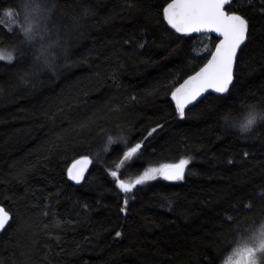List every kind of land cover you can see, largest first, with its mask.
Returning a JSON list of instances; mask_svg holds the SVG:
<instances>
[{"label": "trees", "instance_id": "1", "mask_svg": "<svg viewBox=\"0 0 264 264\" xmlns=\"http://www.w3.org/2000/svg\"><path fill=\"white\" fill-rule=\"evenodd\" d=\"M25 2L0 0V53L14 57L0 59V204L12 214L0 264H222L264 224V122L246 136L225 123L264 109V3L227 7L250 23L233 86L181 119L171 93L218 39L178 40L162 18L170 0H36L47 33L31 43L3 15ZM49 45L51 67L37 59ZM85 156L89 172L75 184L68 169ZM182 158L183 180L157 177L130 193L109 175L129 183Z\"/></svg>", "mask_w": 264, "mask_h": 264}, {"label": "snow or ice", "instance_id": "2", "mask_svg": "<svg viewBox=\"0 0 264 264\" xmlns=\"http://www.w3.org/2000/svg\"><path fill=\"white\" fill-rule=\"evenodd\" d=\"M261 2L264 3V0H261ZM226 7H231V0H170L161 10L162 18L170 26V30H174L175 34H180L177 37L178 40L186 37L191 38L193 33L215 32L219 34L217 37L219 43L215 45L214 51L210 53V58L198 71L193 75H189L171 93L175 100L176 112L181 119L185 118V109L188 105L197 101L204 94L229 93L230 87L233 86L237 53L241 46L249 40L250 23L244 15L238 14L237 11L228 12L225 10ZM21 8L23 23H20L17 19L20 13L14 9H6L3 15L11 21L12 25L20 29L25 41L31 43L35 41L37 36L41 35L38 31L40 23L37 18L42 19L44 13L36 0H26ZM0 23H4L3 18H0ZM9 31H11V27H9ZM50 46H41L39 56H37L38 60L43 58L45 65L48 67H51V61L47 55ZM139 47L143 48L144 44H139ZM0 59L11 62L14 57L10 54H0ZM227 120L228 118L225 117V121ZM156 131V128H152L145 139L152 136ZM115 142L112 137H108L109 145ZM124 143L127 145V140H124ZM143 146V143L140 142L128 147L123 152V158L116 167H123L125 161L137 157ZM105 151H107V148ZM190 162L191 158H182L178 163H163L158 167H148L131 183L119 179L117 171H110L109 175L121 191L130 193L138 185L156 180L157 177H162L168 181L183 180L185 169ZM90 163L89 157H82L68 169V176L77 182L81 181L86 170L85 166ZM123 203L126 206L128 199L125 198ZM124 210L126 211V208ZM9 219V213L3 207H0V230L5 228ZM230 219L231 217H225L226 222ZM120 235V232L116 233V236ZM258 252L264 255V227L261 228L259 235L242 237L224 264H256Z\"/></svg>", "mask_w": 264, "mask_h": 264}, {"label": "clouds", "instance_id": "3", "mask_svg": "<svg viewBox=\"0 0 264 264\" xmlns=\"http://www.w3.org/2000/svg\"><path fill=\"white\" fill-rule=\"evenodd\" d=\"M261 122H264V109L256 106H250L239 117L235 119L229 118L225 121L228 126L239 132L241 136L250 134ZM262 227H264V224L259 225L252 235H259ZM259 254L258 252L256 256V264H260L261 257Z\"/></svg>", "mask_w": 264, "mask_h": 264}, {"label": "water", "instance_id": "4", "mask_svg": "<svg viewBox=\"0 0 264 264\" xmlns=\"http://www.w3.org/2000/svg\"><path fill=\"white\" fill-rule=\"evenodd\" d=\"M233 1H234V0H231V3H232ZM225 10L228 11V10H227V7H226ZM228 12H229V11H228ZM193 34H196V35L211 34V35H213V36H215V37H218V36H219V34H218V33H215V32H202V33H193ZM217 43H219V40L217 41ZM217 43H216V44H217ZM246 43H247V41H246ZM246 43H245V44H246ZM245 44H244V45H245ZM244 45L241 46V49H242V47H243ZM214 49H215V47H214ZM214 49H213V51H214ZM241 49H240V50H241ZM240 50L238 51L237 56H238ZM209 58H210V56H209ZM209 58H208V59H209ZM236 60H237V57H236ZM202 66H203V65H202ZM235 67H236V64H235ZM235 67H234V80H235ZM198 70H199V69H198ZM198 70H196V71H198ZM196 71H195V72H196ZM195 72H194V73H195ZM194 73H192L191 75H193ZM185 79H187V77H186ZM185 79H184V80H185ZM184 80H183V81H184ZM183 81H182L180 84H182ZM233 83H234V81H233ZM180 84H179L177 87H179ZM177 87H176V88H177ZM231 87H232V86H231ZM231 87H230V88H231ZM174 91H175V90H174ZM208 94H210V93H206V94H204L202 97L198 98L197 101H194L192 104L188 105V107L185 109V111L188 110L189 108H191L192 106L196 105L198 102H200L202 99H204ZM213 94H215V95H222V94H216V93H213ZM174 101H175V100H174ZM79 160H80V159H79ZM90 166H91V163L85 166V169H86V170H85V172H84L83 179H82L81 181L77 182V181L73 180V182H74L75 184H81V183L83 182V180L85 179V177L87 176V174H88V172H89ZM78 167H79V166H78ZM185 170H186V169H185ZM184 176H185V172H184ZM173 182H174V181H173ZM0 207H3V208L9 213V216H10V219H9L8 223L5 225V228H6V227L11 223V221H12V214L6 209L5 206H3V205L0 204ZM5 228H4L3 230H0V234L5 230Z\"/></svg>", "mask_w": 264, "mask_h": 264}, {"label": "rangeland", "instance_id": "5", "mask_svg": "<svg viewBox=\"0 0 264 264\" xmlns=\"http://www.w3.org/2000/svg\"><path fill=\"white\" fill-rule=\"evenodd\" d=\"M19 12L18 13H20V15H19V17H17V19L20 21V17H21V15H22V23H23V12H22V8L20 9L19 8V10H18ZM40 22H41V18H37ZM9 21V20H8ZM9 22H11V21H9ZM39 22V23H40ZM44 30V31H43ZM38 31L40 32V34L41 35H39V38H40V36H42L44 33H47V31H46V28H44V26L41 28V27H39V29H38ZM43 33V34H42ZM38 37V36H37ZM207 41V38H205V37H203L202 38V42H206ZM209 46V42L208 43H203L202 45H201V49H200V51L199 52H197V54L198 55H201L206 49H207V47ZM0 54H2V53H0ZM160 164H158V165H155V166H152V167H158ZM131 182H133V181H129V183H131ZM253 232H255V230L254 231H252V229H249V230H246L245 232H244V235H240V238H247V237H249V236H251L252 235V233ZM236 247V246H235ZM234 247V248H235ZM259 255H261V254H259ZM230 256V255H229ZM228 258V257H227ZM226 258V259H227ZM225 259V260H226ZM225 260L223 261V263L222 264H224V262H225Z\"/></svg>", "mask_w": 264, "mask_h": 264}, {"label": "bare ground", "instance_id": "6", "mask_svg": "<svg viewBox=\"0 0 264 264\" xmlns=\"http://www.w3.org/2000/svg\"><path fill=\"white\" fill-rule=\"evenodd\" d=\"M37 47V46H36Z\"/></svg>", "mask_w": 264, "mask_h": 264}]
</instances>
